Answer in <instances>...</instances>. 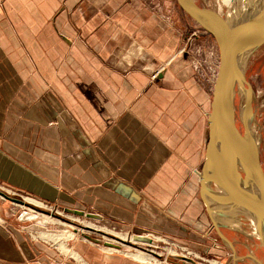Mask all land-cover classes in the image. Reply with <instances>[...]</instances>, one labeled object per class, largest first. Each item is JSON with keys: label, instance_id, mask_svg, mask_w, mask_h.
Wrapping results in <instances>:
<instances>
[{"label": "crops", "instance_id": "1", "mask_svg": "<svg viewBox=\"0 0 264 264\" xmlns=\"http://www.w3.org/2000/svg\"><path fill=\"white\" fill-rule=\"evenodd\" d=\"M177 11L188 16L152 0H0V186L234 257L235 209L202 191L220 57L207 86ZM0 264L57 259L0 220Z\"/></svg>", "mask_w": 264, "mask_h": 264}, {"label": "water", "instance_id": "2", "mask_svg": "<svg viewBox=\"0 0 264 264\" xmlns=\"http://www.w3.org/2000/svg\"><path fill=\"white\" fill-rule=\"evenodd\" d=\"M177 2L188 16L214 36L220 54L211 100L209 140L201 173L203 195L205 197L206 186L210 183L213 198L217 203H221L220 207L223 208L228 204L249 217L255 224L258 237L264 246V222L261 221L264 220V167L252 125L254 91L244 68L248 44L257 43L252 49L254 51L264 43V5L255 1L248 7H242L241 10L233 9L231 12H225L204 0H177ZM237 84L246 87V95L240 107L243 130L239 127L235 116ZM244 108L252 112L247 120H245ZM247 185L248 187L245 188ZM0 196L35 211L59 216L58 213L26 201L23 195L11 193L2 186H0ZM64 209L79 216L103 219L98 213L71 207ZM86 236L97 243L103 242L108 246L121 247L119 243ZM223 237L233 247L232 241L224 235ZM132 239L144 243L153 242L150 237L140 233H134ZM123 241L126 244L127 241ZM131 244L132 241H128V245ZM172 257L180 260L182 264H197L186 256ZM255 259L258 264H264Z\"/></svg>", "mask_w": 264, "mask_h": 264}, {"label": "rangeland", "instance_id": "3", "mask_svg": "<svg viewBox=\"0 0 264 264\" xmlns=\"http://www.w3.org/2000/svg\"><path fill=\"white\" fill-rule=\"evenodd\" d=\"M152 1L156 10H168L169 6H172L174 10L181 8L177 0ZM204 1L210 2L217 7V3L222 2L224 8H226L225 12H231L234 9L235 3V0H232L233 6L228 7L224 3V0ZM255 1L250 0V3H254ZM243 3L244 1L241 0L239 8L243 7ZM173 14L176 19L175 22L177 24L180 23L181 28L182 26L186 28L183 48L186 50V53L188 52L201 60V72L206 75V78L203 79L204 84L211 87L213 84L212 70L218 61V57H220L219 48L214 36L198 25L190 16H187L185 21L180 12H173ZM244 68L246 77L251 82L254 91L252 103L254 119L252 125L259 144L261 161L264 167V43L248 55L245 59ZM245 95L246 93L244 94L241 90V86L237 84L235 96L236 118L242 130L244 123L240 107L243 104ZM244 110L250 113L247 108H244ZM4 188L11 193L16 192L23 195L26 201L58 213L59 216L44 214L24 205L13 203L0 196V220L11 229H20L33 241L40 242L52 249L55 252L57 264H110L114 260H122L123 264H182L180 260L168 255L169 249L173 248L162 240H154L151 243L134 241L131 238L132 233L121 226L105 220L79 216L65 211V206L63 205L59 206L47 203L25 193L17 192L7 187ZM228 219L230 221L235 219L241 223L236 225L238 228H243L238 229L240 231L236 232V234H239L236 242H243L245 244L244 247L235 249L233 247L236 244L232 242L233 247L230 246L233 250H237L233 257L230 247L223 242L221 245L225 253H210L207 255L208 258L217 259L223 264H258L255 258L264 263V246L258 237L255 224L249 217L237 210ZM86 235L101 238L104 241L119 243L121 247L116 248L108 246L103 242H94ZM119 239L126 240V244L125 241H120ZM130 240L132 241L131 246L128 245V241ZM72 252H78L81 259L73 256ZM178 252H180V249ZM128 253L146 254L152 257L153 260L143 263L135 259L134 256L128 255ZM202 263L205 264L207 262L202 261Z\"/></svg>", "mask_w": 264, "mask_h": 264}, {"label": "built area", "instance_id": "4", "mask_svg": "<svg viewBox=\"0 0 264 264\" xmlns=\"http://www.w3.org/2000/svg\"><path fill=\"white\" fill-rule=\"evenodd\" d=\"M157 75V72L154 74V76ZM134 233L131 234V238L132 235ZM148 237H150L152 239V241L154 242V240H162L166 243H168L170 245L171 248L177 250H173V249H169L168 251V255L169 256H173V255H182V256H186L188 258L193 259L197 264H204L202 263V261L207 262L208 264H223L221 261L217 260V259H209L208 258V254H210L209 252H205V251H199L185 243H181L177 240L171 239L165 235L156 233V232H146V233H142ZM180 249V252H178V250ZM171 251H175V253H170ZM202 260V261H201ZM205 263V264H207Z\"/></svg>", "mask_w": 264, "mask_h": 264}, {"label": "bare ground", "instance_id": "5", "mask_svg": "<svg viewBox=\"0 0 264 264\" xmlns=\"http://www.w3.org/2000/svg\"><path fill=\"white\" fill-rule=\"evenodd\" d=\"M240 1L241 0H235L234 2V10L235 11H238V10H241V8H239V3H240ZM244 1V5H243V7H248L249 5H251V3H250V0H243ZM231 3L232 2V0H224V3L225 4H228V3ZM256 2H258V3H260V5H264V0H256ZM217 5H218V7L220 8V9H224V5H223V3L222 2H220L219 4L217 3ZM255 44H257L256 42H254V43H252L251 42V44L249 43L248 44V46L246 47V53H247V57H248V55L250 54L249 52H251L252 51V49H253V47L255 46ZM244 49V48H243ZM240 52H242V50L240 51ZM241 86V90L244 92V94L246 93L245 91H246V87H244V85H240ZM235 96H236V92H235ZM248 109V108H247ZM249 111H250V113H247V110H244V116H245V120H247L252 114V112H251V110L250 109H248ZM236 116V115H235ZM237 119V118H236ZM221 143V142H220ZM224 145H226V144H224ZM223 148V147H222ZM248 187V185L247 186H245V188H247ZM220 202L218 203V205L220 206ZM227 208L228 207H231L230 205H228L227 204V206H226ZM233 208V207H232ZM262 222H264V220H261ZM126 239V238H125ZM259 240V239H258ZM135 241V240H134ZM259 242V241H258ZM111 248H113V247H111ZM259 248V247H258ZM116 249V248H115ZM259 251V250H258ZM170 253H175V251H171ZM72 255L73 256H75V257H77L78 259H81V256H80V254L78 253V252H72ZM128 255H131V256H134L135 257V259H137V260H140V261H142L143 263H147V262H150L151 260H153V258L152 257H150V256H147L146 254L144 255V254H135V253H128ZM253 257V256H252Z\"/></svg>", "mask_w": 264, "mask_h": 264}, {"label": "flooded vegetation", "instance_id": "6", "mask_svg": "<svg viewBox=\"0 0 264 264\" xmlns=\"http://www.w3.org/2000/svg\"><path fill=\"white\" fill-rule=\"evenodd\" d=\"M227 6L228 7H232L233 6V3L231 2H229L228 4H227ZM226 8H224L223 10H225ZM263 165V164H262ZM239 234H235V236H234V241H237L236 239H237V236H238ZM236 237V238H235ZM236 245L238 244L237 242L235 243Z\"/></svg>", "mask_w": 264, "mask_h": 264}]
</instances>
